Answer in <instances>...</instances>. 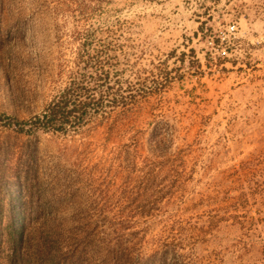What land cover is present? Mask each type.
Listing matches in <instances>:
<instances>
[{
  "label": "rangeland",
  "instance_id": "obj_1",
  "mask_svg": "<svg viewBox=\"0 0 264 264\" xmlns=\"http://www.w3.org/2000/svg\"><path fill=\"white\" fill-rule=\"evenodd\" d=\"M0 264H264V0H0Z\"/></svg>",
  "mask_w": 264,
  "mask_h": 264
},
{
  "label": "trees",
  "instance_id": "obj_2",
  "mask_svg": "<svg viewBox=\"0 0 264 264\" xmlns=\"http://www.w3.org/2000/svg\"><path fill=\"white\" fill-rule=\"evenodd\" d=\"M66 94H63V96H65ZM60 101L57 102V104L55 103V106L60 107ZM60 113V114H59ZM65 113L62 111H59L58 108L53 107L51 109H49V111H46L45 113H43L42 115L36 116L35 119L39 122V124H41L42 126H44L46 129L50 128V126H52L51 124L53 123L54 120L59 119H63L65 120Z\"/></svg>",
  "mask_w": 264,
  "mask_h": 264
},
{
  "label": "built area",
  "instance_id": "obj_3",
  "mask_svg": "<svg viewBox=\"0 0 264 264\" xmlns=\"http://www.w3.org/2000/svg\"><path fill=\"white\" fill-rule=\"evenodd\" d=\"M236 31V26L232 25L229 26V28L227 29V31H223L220 35V43H217L215 41H211V49H215L216 51H218V53H220V55L222 57L225 56H229V46L228 43L230 41V37L227 33L229 34H235Z\"/></svg>",
  "mask_w": 264,
  "mask_h": 264
}]
</instances>
